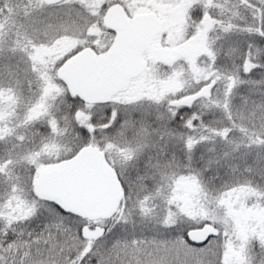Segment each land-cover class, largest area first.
Returning <instances> with one entry per match:
<instances>
[{"label": "trees", "instance_id": "trees-1", "mask_svg": "<svg viewBox=\"0 0 264 264\" xmlns=\"http://www.w3.org/2000/svg\"><path fill=\"white\" fill-rule=\"evenodd\" d=\"M94 11L89 0H0V264H264V0L209 9L218 83L192 104H175L174 90L108 104L71 96L58 67L111 43ZM73 36L77 45L53 57ZM89 144L124 194L98 240L82 236L87 220L33 191L39 169ZM206 223L219 236L190 243Z\"/></svg>", "mask_w": 264, "mask_h": 264}, {"label": "water", "instance_id": "water-1", "mask_svg": "<svg viewBox=\"0 0 264 264\" xmlns=\"http://www.w3.org/2000/svg\"><path fill=\"white\" fill-rule=\"evenodd\" d=\"M104 21L115 32L110 48L102 54L85 48L58 70L68 92L87 103H107L115 94L127 89L130 80L144 70L143 53L162 27L156 14L129 18L118 4L107 10ZM191 50L188 44L177 48L183 56L189 55ZM209 89L207 86L185 100L207 95ZM33 186L41 199L55 203L64 212L91 220L111 219L122 199L114 169L106 162L104 153L91 145L83 147L69 159L41 169ZM82 233L84 237L98 239L105 233V228L84 227ZM218 233L213 225H205L192 229L188 238L201 244Z\"/></svg>", "mask_w": 264, "mask_h": 264}, {"label": "rangeland", "instance_id": "rangeland-1", "mask_svg": "<svg viewBox=\"0 0 264 264\" xmlns=\"http://www.w3.org/2000/svg\"><path fill=\"white\" fill-rule=\"evenodd\" d=\"M94 2L96 11H100V6L102 3L109 2L108 0H89ZM205 3L204 6L207 7L210 4L219 3L218 0H128L127 4L130 3L131 6L128 8L131 11L135 12H147V11H156L163 19V31L161 35L154 41V44L151 45L149 50L147 51L145 58L149 61L148 69L145 73L136 78L130 85L129 89L119 94L116 99L124 100L130 99L131 97L142 96L150 93H156L158 96L160 95L161 83H164L165 78L160 79L163 72L156 65L159 62H164V59L167 57H175L176 46L181 41H188L194 44L195 55L200 52H208L206 47L203 48L204 45L208 42L207 32L209 30V22L203 21L201 24L196 26V30L193 34L189 32V26L191 23V14L194 8L199 3ZM94 11V12H96ZM82 40V39H80ZM79 42V38L69 39L66 44L60 45L57 47L55 51L52 53L53 57L60 56L62 52L67 49L70 50ZM44 51V50H43ZM40 56H43L44 53L39 52ZM192 60V59H191ZM187 65V62L185 63ZM191 70L194 72L193 77H190V83L194 82L200 78V76L207 71L206 68L201 66L199 59L194 56V64L191 65ZM218 73H213L214 76H217ZM212 75V76H213ZM38 173V171H37ZM252 212V211H251ZM253 214L252 217L255 218L256 224L258 223L256 216L258 214ZM246 214H248L246 212ZM262 214V215H260ZM250 215V214H249ZM259 219L263 221H259L260 223L264 222V211L262 210L259 213ZM22 217V214L21 216ZM263 236H264V226L261 227Z\"/></svg>", "mask_w": 264, "mask_h": 264}]
</instances>
